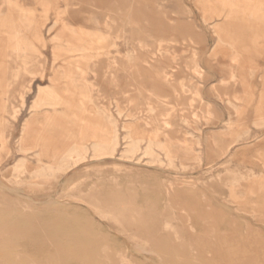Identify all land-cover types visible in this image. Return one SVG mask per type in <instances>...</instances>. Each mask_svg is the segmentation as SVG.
<instances>
[{
	"label": "bare ground",
	"instance_id": "bare-ground-1",
	"mask_svg": "<svg viewBox=\"0 0 264 264\" xmlns=\"http://www.w3.org/2000/svg\"><path fill=\"white\" fill-rule=\"evenodd\" d=\"M2 1L3 8H0V171L4 162L13 154L10 140L13 136L14 124L26 107V98L32 91V83L36 76L43 78L45 74L43 55L35 43L31 39L26 38L27 31L39 23L36 24L35 22V12L20 10L13 12L11 0ZM114 1L78 0L77 5H84V8H86L83 12L84 15L80 17L82 23L77 27L71 22L70 24L63 21V16L67 11H58L56 13V25L62 23L60 30L72 33L76 38L75 40L83 43V45L81 48L71 50L66 45L60 43L61 39L58 36H55L53 39L54 42H59L53 48L52 54L54 62L57 63L63 59L67 67L55 71L50 78L52 84L40 89L38 98L34 101L32 107L34 114L27 120L23 128L26 133L18 141V151L24 155L12 166L11 175L9 177L5 176L8 182V185L5 187H10L14 192L20 190L28 191L32 194L43 192L52 202L56 205L62 204L63 207H72L74 203H84L101 218L112 221L122 233L128 234L133 243L146 245L151 240H139L140 238L135 234L138 231L143 232L149 229V231H152L151 228L157 226V224L154 225L152 223L153 216H151L152 218L149 216L151 219L146 217V220H142L141 224L137 226L124 221L127 216L144 214V212L147 215L148 213L146 212L147 209L144 208L145 210H143V204V207L140 205L142 210L134 207L133 197L132 201L130 198H128L130 200H126L120 197L119 194L114 193L110 194L108 198L102 199L101 191L98 189L97 184L90 192L80 190L68 191L62 197L60 196L63 198L62 200L54 199L52 194L57 186L60 185L59 183L62 177L72 168H76L80 163L87 161L88 155H92L91 157L96 160L115 155V151L119 145V131L118 126L113 122L115 121V116L111 112V103L106 92L111 89L115 90V100L118 107L117 116L126 119V121L135 119L139 123H127L124 125L127 136L132 141L129 153L133 155L135 152H139L141 145L145 143L146 149L144 155L149 158V161L153 164L163 162L159 154V152H162L164 153L168 167L182 176L190 175L192 171H197L198 173L203 171L210 172L214 167L221 164L224 158L226 159V157L231 156L234 149L249 145L250 143L245 141V139L252 133L253 128H264V91L256 97L255 90L249 84V78L257 72V67L254 61L246 60L244 54L250 51L251 46L248 44L255 46L258 42L264 41V0H196L200 7V12H202V18L204 17L206 22L214 21V33L218 37V44L216 47L214 46L213 57L219 65L220 79L212 89L211 94L225 103V108L228 113V119L225 121L226 124L222 131H217L220 133L215 132L213 134L211 132V135L206 140L207 143L205 144L220 149L219 156H207V159L210 160L209 167L207 168H202L205 159L196 149L200 144L199 138L197 139L188 133L182 132L177 128V124H175V109L178 107V104L169 97L154 93L151 89H146L149 92V96L144 97L142 92L144 88H141L139 82H136L132 90L128 91L124 82L118 78L120 71H129L132 73L134 66L137 62L141 61L146 66H149V70H152L151 72L153 74L155 72L158 76L156 74L154 75L158 78L164 81H175L176 73L173 72L174 68L168 63L163 62L164 59L171 62H179L182 60L179 56L181 53L178 55L176 52L177 41L173 39L174 37L170 38L165 36L162 29V32L151 29L150 34L153 37L154 47H152L150 54H146L144 47H142L141 51H130L131 53H128L123 58L114 55H103L105 49L117 47L113 40L116 25L119 22H122L124 26L130 25L132 23L131 15L124 12H131V10L136 9L133 7V4L136 5L138 3L137 0H118V4L121 5L118 8L119 14L112 17L104 13L102 9L105 10L106 8L101 5H108L109 2L115 3ZM148 2L149 0L143 1V3ZM53 3L39 0V4L42 6L46 18L50 10H54L52 9L54 8ZM155 3V9L160 10L162 8L160 1H156ZM88 4L92 5L90 7L91 9L87 8ZM77 5L71 2V6ZM168 12L170 13V11ZM170 18L171 22H173L172 17ZM148 19L150 20V18ZM41 20L43 19L41 18ZM159 21L162 23L165 22L164 20ZM74 24L76 23L74 22ZM174 28L172 27L173 30ZM39 31L36 32L34 40L40 41L42 46L45 47V39L40 35ZM184 32L187 33V31ZM190 35H192L191 32ZM221 47H226L231 50L229 56L226 57L224 55L226 57L224 60H221L217 52V49ZM141 54H144V56L142 57ZM162 54L165 55L163 60L161 59ZM193 54L195 53L192 51ZM180 67L182 68V65ZM184 72L181 71L180 73L184 74ZM97 74L98 76L96 77ZM192 74L194 75V73ZM195 74L199 78L202 76L197 69ZM178 77L177 81L181 91L183 93L189 92L190 96L188 102L182 106L184 107L181 111L183 112V125L200 131L199 124H217L219 117L211 111V107L204 100L199 87H190L188 90H185L184 87L186 85L180 80L182 78ZM166 86L168 87V85ZM173 90L175 91L174 88ZM64 93L71 96L73 103H71L72 101L67 102L64 100V97H62ZM173 95L175 96V94ZM45 108H51L52 110H44ZM88 116L90 118L103 119L106 122H99L100 120L93 122ZM251 116L253 119L250 123L249 117ZM83 117H88L87 120L90 119V121L84 120L85 118L83 119ZM76 122H80L81 124L77 126ZM74 126L79 127L77 132L74 130ZM162 136L165 137V140L161 139ZM60 144L65 147L60 148ZM89 145H91L92 151H90ZM33 150H37L38 153L34 159H31L26 154ZM32 163L33 166H31ZM3 173L5 174V172ZM249 178L254 179L260 185L264 184V173L261 175L255 173L251 175L235 174L226 184L229 189V202L243 204L238 207L241 210H245L247 205L251 206L252 212L255 213L253 217H264V199L256 201L249 198L252 195H263L264 190L247 188L246 181ZM214 179L219 180V176ZM68 183L72 184V181ZM184 184L188 187L195 188L192 182H186ZM165 190H167L166 193L168 192V195H173L175 184H167ZM128 191L130 190H126L127 193H129ZM131 191L137 193V190ZM121 195L123 196L122 193ZM135 200H137L136 197ZM152 201L147 200L146 203L148 205H154L155 202ZM0 204L4 206L6 203L0 201ZM19 204L21 206L22 203ZM16 205V208L14 207L15 209L18 206ZM23 205L21 207L22 209L24 207L29 213L30 211L32 213L35 212L33 202L26 201ZM75 208L78 211L81 210L79 207ZM56 209L59 213L58 220L49 223L45 222L46 229L42 231V235L45 237L43 238L44 244L53 242L57 245L55 248V256L53 258L51 257V259L49 256L47 261L55 259L61 264L68 262L75 264H83L85 262L88 264H96L95 261L103 263L102 260L104 259L112 260L113 256H111L110 248H102L103 253L100 259L99 255L97 258L95 248H91V245L100 244L103 240L96 233L95 226L97 225L95 221L85 223L83 222V217L80 215L75 214V217H68L66 216L67 211L59 208ZM82 214H84V211ZM159 214H156V218L157 216H161ZM166 218H164L165 221L167 220ZM186 218L189 229L194 233L195 226L190 223V216L187 215ZM157 221L159 222L158 219ZM27 225H31V223L28 222ZM33 227H35L34 224L31 228ZM100 227L102 228V226ZM1 228L3 227L1 226ZM1 228L0 230H2ZM163 228L168 235L167 238L172 234L175 239H181L180 231H178L177 226L171 220L169 221V218L163 223ZM27 231L28 235H34L33 233L35 231L31 229ZM165 237L162 238L165 239ZM164 241L162 240L161 244H164ZM179 242L178 244L182 246L183 242ZM155 244L160 245L157 244V241ZM12 249L15 250L16 248L13 247ZM10 250L4 249L7 253ZM151 250L144 249L147 252ZM177 251H180V249ZM160 252L162 254V251ZM14 257L11 254H7L5 256L6 264H19L15 263ZM116 258L120 261L119 264H137V260L134 257L128 256L120 251L116 253Z\"/></svg>",
	"mask_w": 264,
	"mask_h": 264
},
{
	"label": "rangeland",
	"instance_id": "rangeland-1",
	"mask_svg": "<svg viewBox=\"0 0 264 264\" xmlns=\"http://www.w3.org/2000/svg\"><path fill=\"white\" fill-rule=\"evenodd\" d=\"M43 1L50 3L54 2V8H52L54 10H50L47 18L44 16L43 8L39 4V0H11L13 12L17 10L35 12V22L36 24L38 22L39 23L37 26H34L27 31L26 38L31 39L43 55V59L45 61V74L43 78L36 76L32 83V91L26 98V107L23 109L17 122L14 124V132L10 140L13 154L6 162H4L0 171V201L9 204H7L8 206L5 204L6 207L5 205H1L4 203L0 204V228L1 226L3 227L1 228L2 230H0V264H6L5 256L7 254H11L13 257L15 256V263L19 264H61L55 259L47 261L49 256L50 259L51 257L53 258L55 256V248L57 245H55L53 242H47L44 244L43 238L45 237L42 235V231L46 229L45 222L49 223L58 220L59 213L57 212L56 208L67 211L66 216L68 217H75V214L82 216L83 222L85 223L88 221H95V224L97 225L95 226L96 233L100 239L103 240L100 244L91 245V248H95L97 251V258L99 255V259L101 258L103 253L102 248L104 247L110 248L111 256H113L112 260H102L104 264H119L120 261L116 258V253L119 251L127 254L128 256L134 257L137 260V264H175V262L176 264H264V217H253L255 213L252 212L250 208L251 206L247 205L245 210H241L238 209V207L239 205L243 204L230 203L229 189L226 185L229 179L238 173L246 175H251L252 173L261 175L264 173V128H253L252 133L245 139V141L249 142L250 144L234 149L231 156L226 157V159L224 158L221 161V164L214 167V169L210 172L203 171L198 173L197 171H192L190 172V175L182 176L178 172L168 167L164 153L162 152H159V154L163 162H156L153 164L151 161H149V158L144 155L146 149L145 143L141 145L139 152L137 151L133 155L129 153L132 141L127 136L124 125L127 123H139L135 119L126 121V119L117 116L118 107L115 100V90L111 89L106 91L111 103V112L115 116V121L113 122L118 126L119 131V145L115 151V155L108 158L104 157L99 160L93 159L91 157L92 155H88L87 161L80 163L79 166H76V168H72L65 176L62 177V180H60L59 183L60 185L57 186L55 190L56 192L54 191L56 194L53 192L52 197L54 199L62 200L63 198L61 197L68 191L80 190L83 192H90L94 189L96 184L98 185V189L101 191L102 199L108 198L110 194L114 193L119 194L120 197H123V199L126 200L131 199L132 201L133 197L134 207L142 210V207L144 206L143 210L147 209L146 212L148 213L146 215V213L143 211L144 214L127 216L124 221L137 226L141 224L142 220H146V217L151 219V216H153L151 221L154 223V225L157 224V226H153V228L156 227L155 229L151 228L152 231H149V229L148 231L144 230L143 232L138 231L137 234H135L140 238L139 240L152 241V243L150 241V243L146 245L142 243H133L131 241V237L128 234L122 233L112 221L101 218L84 203H74L75 205L72 204V207H63L62 204L56 205L43 192H37L34 194L24 190L14 192V190H11L10 187H7L10 189L5 187L8 185L6 178L12 173V166L20 157L24 155L18 151V141L26 133L23 128L27 120L30 119L34 114L32 107L34 101L38 98L40 89L48 87L52 84L50 78L55 71L59 70L60 68L63 69L67 67V64L63 59L57 63L54 62L52 54L53 48L59 42H54L53 39L55 36H58L61 39L60 43L66 45V47L70 48L71 50L81 48L83 45V43H79L75 40L76 38L72 33L60 30L62 23L56 25V13L58 11H67V13L63 16V21L66 23L71 22L77 27L82 23V19H80V17L84 15L83 12L86 7L84 8V5L78 6V0ZM117 1L118 0H115V3L109 2L108 5L105 6L101 5L102 7L106 8L105 10L102 9L106 15L115 17L119 14L118 8L121 7V5H119ZM137 1L138 3L136 5L133 4V7L136 9L131 10V12H124L131 15L132 23L130 25L124 26L122 22H119L116 25L113 40L117 47L105 49L103 55H114L123 58L132 51H141L142 47H144L146 54H150L152 47H154L153 37L150 34L151 29H155L156 31L160 32L163 30V34L165 36L170 38L174 37L173 39L177 41L176 52L178 55L181 53L179 56L182 58V60L179 62H171L165 60V55L163 54L161 55V59H164V63L166 62V64L168 63L174 68L172 69L173 72L176 73L175 81H164L158 78V75L154 72V74L157 75L155 76L151 72L152 70H149V66H146V64L141 61L137 62L138 65L136 64L134 66L132 73L129 71H120L118 73V78L124 82L128 91L132 90V88L136 85V82H139L141 88H144L142 91L144 97L149 96V92H147L146 89H151L154 93L169 97L176 104H178V107L175 109V124H177V128L182 132L188 133L197 139L199 138L200 144L196 147V149L205 159L202 168H207L210 164V160L207 159V156H219L220 149L216 147H210L208 144H205L207 143L206 140L211 134L217 131L221 132L226 124L225 121L228 119L225 103L211 94L212 89L217 85L220 79L219 65L213 57V52L216 45L218 44V37L214 33V21L206 22L204 17L202 18V12H200L201 10L196 0H169L170 2L168 0H149L148 3H143L145 0ZM156 1H160V6L163 9H155ZM71 2L75 3L77 6H71ZM2 5L3 1L0 0V8H3ZM91 6L92 5L88 4L87 8H90ZM5 10H7V8H5ZM168 11H170L172 16ZM147 17L150 18L151 21ZM170 17H172L173 22H171ZM41 18L43 20H41ZM159 20H164V24ZM74 22L76 24H74ZM170 26L173 28L175 27L174 30ZM167 28H170L171 30ZM181 28L184 31H187V33H185ZM37 31H39L40 35L45 39V47L42 46L40 41L34 40ZM174 31H177V36L175 35ZM190 32L192 35H190ZM147 33L148 35H146ZM248 45L251 46L250 51L245 53L244 56L246 60L254 61L257 67V72L249 78V84L253 87V90H255L254 92L255 95H257L256 97H258V95L264 91V41L258 42L255 46L252 44ZM192 51L195 53L193 54L194 56L192 55ZM217 52L220 55L221 60L226 59V57L231 54V50L226 47L218 48ZM141 55L142 57L144 56V54ZM224 55L226 57H224ZM139 65L140 67H138ZM181 65L182 68L180 67ZM196 69L202 75L200 78L195 74ZM181 71H185L184 74H181ZM192 73H194V75ZM97 76L98 74L96 77ZM178 76L182 78L180 80L186 85L184 87L185 90H188L190 87H199L200 92H202L201 95L210 105L211 111L217 115V117H219V122L217 124H199L198 127L201 129L200 131H196L191 127L183 125V112L181 111L184 107L182 106L188 102L190 96L189 92L183 93L181 91L177 81ZM166 85H168V87ZM173 94H175V96ZM62 97H64V100L67 102L72 101L71 103H73V100L69 94L64 93ZM44 110L51 111L52 109L45 108ZM88 117L90 118V116ZM88 117H83V119L85 118L84 120H87ZM251 117H249L250 123L253 119V117ZM90 119L93 122L95 120H100L99 122L102 123L106 122L103 119L94 117H91ZM90 119L87 121L89 122ZM76 123L77 126L81 124L80 122ZM77 126H74V130L76 132L79 130V127ZM161 139L165 140V137L162 136ZM59 147L64 148L65 146L60 144ZM89 149L92 151L91 145H89ZM37 153V150H33L28 152L26 155L29 158L34 159ZM130 156L131 158H129ZM31 166H33V163ZM3 172H5V174ZM217 176H219V180L214 179ZM70 181H72V184L68 183ZM186 182H192L195 188L188 187L184 184ZM170 183L175 184V191L171 196L168 195V192L166 193L167 190H165V186ZM246 184L247 188L253 190H264V184L260 185L252 178H249V180L246 181ZM126 190H137V193L128 191L130 193L129 194L126 192ZM135 197L137 200H135ZM249 198L259 201L260 199H264V194L256 196L252 195V197L249 196ZM147 200L155 202L158 205L156 206L155 203L154 205H148L146 203ZM26 201L33 202L35 208L34 213L30 211V214L29 211L24 209V207L23 209L21 208L24 206L23 204H25ZM19 203H22L21 206H19ZM13 204L18 205H16L17 209H15L16 207L15 205L13 206ZM75 207L81 208V210H79L80 212ZM167 208H169L171 211ZM183 209L185 210L183 211ZM53 210L54 212H52ZM23 211L25 215H23ZM83 211L84 214H82ZM156 214L161 216H157L156 218ZM187 215L191 218L190 223L195 226L194 233L188 227V223L186 221ZM164 218L167 220L169 218V221L171 220V222L177 226L178 231H180V240L175 239L172 234H170L172 236L169 235L167 238L168 235L166 231L163 230V223L167 221H165ZM28 222H30L31 225H27ZM33 224L35 227L31 228ZM100 226H102V228ZM28 229L35 231L33 233L34 235H28ZM17 230L19 231L17 232ZM162 237H165V239ZM106 240L110 243H108ZM162 240H165L164 244H161ZM156 241L157 244L160 245H156ZM171 241L177 243H172ZM179 241H181V243L183 242L182 246L178 244L180 243ZM2 242L5 243L3 244ZM13 247L16 249H12ZM5 248L11 249L10 252L8 251L7 253L4 251ZM164 248L167 249L164 250ZM144 249H152L153 251L151 250L147 252L144 251ZM178 249H180V251H177ZM160 251H162V254ZM95 263L97 264L98 262L95 261ZM62 264L75 263L68 262ZM83 264L88 263L85 262Z\"/></svg>",
	"mask_w": 264,
	"mask_h": 264
}]
</instances>
